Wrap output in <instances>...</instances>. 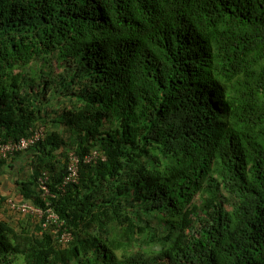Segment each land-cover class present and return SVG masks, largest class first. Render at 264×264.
<instances>
[{
	"label": "trees",
	"instance_id": "16d2710c",
	"mask_svg": "<svg viewBox=\"0 0 264 264\" xmlns=\"http://www.w3.org/2000/svg\"><path fill=\"white\" fill-rule=\"evenodd\" d=\"M41 127L72 240L0 195V264H264V0H0V144Z\"/></svg>",
	"mask_w": 264,
	"mask_h": 264
},
{
	"label": "built area",
	"instance_id": "2783aa9c",
	"mask_svg": "<svg viewBox=\"0 0 264 264\" xmlns=\"http://www.w3.org/2000/svg\"><path fill=\"white\" fill-rule=\"evenodd\" d=\"M43 137L44 129L41 127L33 130L29 138L27 139H21L14 142L0 144V159L8 161V159L12 157V155L27 151L29 147L34 146L38 141L43 139ZM99 159L104 160L101 153L98 151H93L88 155H85L82 161L84 163H90ZM80 162L81 160L78 156L70 154L69 165L67 168V176L66 178H64L63 186L76 181L78 177V169ZM47 180L48 176L45 174H43L38 179L39 190L43 192V196L51 195L46 185ZM7 205L13 212L21 213L23 215L31 214L40 220L43 218L44 215H46L45 220L42 221V227L50 228L51 232L57 236L59 243H61L62 245H67L71 241V235L68 231H66L65 229L62 230V232L60 231L63 227V222H60L58 217L50 209H46L44 212L40 208H31L29 204L15 202L11 199L7 200Z\"/></svg>",
	"mask_w": 264,
	"mask_h": 264
},
{
	"label": "crops",
	"instance_id": "0c3cea01",
	"mask_svg": "<svg viewBox=\"0 0 264 264\" xmlns=\"http://www.w3.org/2000/svg\"><path fill=\"white\" fill-rule=\"evenodd\" d=\"M26 163L23 159H15L13 162L8 161V165L2 169L0 173V195L7 196L16 201H21L20 196L17 195L16 184L21 182L24 178V166Z\"/></svg>",
	"mask_w": 264,
	"mask_h": 264
},
{
	"label": "rangeland",
	"instance_id": "374dc122",
	"mask_svg": "<svg viewBox=\"0 0 264 264\" xmlns=\"http://www.w3.org/2000/svg\"><path fill=\"white\" fill-rule=\"evenodd\" d=\"M52 68L56 71V73L59 72L57 70V68L55 67V63H52ZM24 154H28V153L24 152ZM20 159H23V161L26 163V165L24 166L25 172H22L24 174V178L26 177V179L31 180L29 178V176H27V175H29L31 173V166L27 165L30 157H23V158H20ZM17 202H20V201H17ZM195 202H197V199L195 200ZM14 216L16 217L17 215H14Z\"/></svg>",
	"mask_w": 264,
	"mask_h": 264
},
{
	"label": "clouds",
	"instance_id": "9594fccd",
	"mask_svg": "<svg viewBox=\"0 0 264 264\" xmlns=\"http://www.w3.org/2000/svg\"><path fill=\"white\" fill-rule=\"evenodd\" d=\"M26 152V151H25ZM24 153V152H23ZM9 199H11V200H13V201H15V202H17L16 200H14V199H12V198H9ZM20 202H22V201H20ZM22 203H24V202H22ZM71 240H72V237H71ZM71 242V241H70ZM69 242V243H70ZM68 245V244H67Z\"/></svg>",
	"mask_w": 264,
	"mask_h": 264
}]
</instances>
